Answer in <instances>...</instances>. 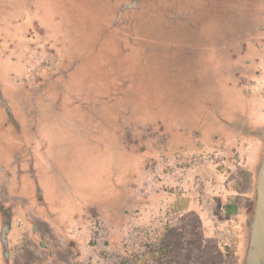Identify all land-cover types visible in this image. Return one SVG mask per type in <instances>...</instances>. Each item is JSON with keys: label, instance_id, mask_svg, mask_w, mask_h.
I'll return each instance as SVG.
<instances>
[{"label": "rangeland", "instance_id": "rangeland-1", "mask_svg": "<svg viewBox=\"0 0 264 264\" xmlns=\"http://www.w3.org/2000/svg\"><path fill=\"white\" fill-rule=\"evenodd\" d=\"M262 33L264 0H0V264L71 262L69 236L53 240L48 219L35 216L51 203L41 200L36 171L48 159L52 193L67 211L113 205L107 218L89 214L77 264H243L255 197L250 207L238 201L232 214L212 200L203 204L211 240L196 203L192 218L174 212L188 209L182 193L200 191L176 184L175 169L188 171L200 155L183 166L169 162L166 190L178 188L179 196L165 206L172 216L151 218V234L139 222L131 231L142 234L128 244L129 236L114 240L107 229L132 208L124 196L140 165L157 160L158 177L159 158L172 157L167 146L160 151L163 137L191 146L196 131L209 147L205 138L218 129L245 123L254 105L226 85L248 81L243 70ZM200 118L208 129L193 124ZM170 228L187 240L167 255L162 237Z\"/></svg>", "mask_w": 264, "mask_h": 264}, {"label": "crops", "instance_id": "crops-1", "mask_svg": "<svg viewBox=\"0 0 264 264\" xmlns=\"http://www.w3.org/2000/svg\"><path fill=\"white\" fill-rule=\"evenodd\" d=\"M257 40L259 41L252 40L254 41L252 45L254 48L252 63L246 65L245 70H243L246 73L250 72V76L247 77L248 81L244 83L240 81V87L238 89L232 87V83L230 82L226 85V87L234 88L242 100L250 101L254 105V108H251L252 113L245 119V123L243 121L240 124L238 131L231 127L228 128V126L221 127V129H218L220 133L218 132V134L210 136L213 138H205V142L209 144V147L199 141V135L202 134L200 133L197 136L196 131L193 132L195 137L191 146L179 143L178 136H175L174 139L169 137V140L163 137L162 142L159 144L160 151L162 153V150H164L163 146H167L173 152L172 157L159 158L158 177L155 176V172L152 170L153 163L157 162V160H148L140 165L139 175L133 177L134 183H131L129 186L131 196H124V202L134 203L132 208L119 211L116 216L117 220L112 222L111 226L107 229V233L115 237L114 240L118 239V237L120 238V236L122 237V235H127L134 228V225L139 222H143V225L145 224L144 226L150 225L152 222L151 218L157 216L158 213L164 215L166 213L165 211H168L165 207L168 201H174L179 196L178 188H175L176 193H171V195L166 190L167 186L173 180V177L167 173V166L173 159L182 165L186 157L193 158L194 155L201 156L198 161L193 160L191 162L192 165L187 167L188 171H184V169L179 170L178 168L175 169V176L177 178L175 179L174 177V181L176 184L183 183L184 186L185 182V185L190 184L191 188L195 185L200 187V191L191 190L187 196L182 193V196L189 198L188 209L184 210V212L181 211L182 208L179 211L175 209V211L179 214L187 213L192 216L190 210L194 209L193 203H196L198 211L205 215V226L203 228L205 239L211 240L210 235L212 231L210 223L206 218L205 206L203 204L212 200L220 203L231 214L238 201L247 202L249 203L248 207H250V200L252 201L255 197L256 181L254 173L257 171L258 161L262 159L264 147L263 135L260 137L261 129L264 126V33L260 34ZM204 120L201 118L196 119L193 124L200 123L203 126L202 128L206 130L209 127L208 123L204 122ZM261 148L262 150L260 151ZM38 165L39 169H36L37 175L42 185L45 186V189L38 188L39 195H41V200L45 201L46 198H49L51 203H44L45 210L42 212L37 209L35 216L43 215L41 217L48 219L49 225L46 229H48V233H51L54 237L56 236L53 240L57 241L58 235H68V238L67 236L63 237L64 240L70 242V245H74L72 249L76 250L81 248V241L78 239L80 237L77 236L84 230V225L89 218V214H92V216L95 215L94 217L96 218H107L109 216L107 212L110 211L108 209L112 208L113 205H107V209H103L101 213L95 210H89V213L87 212L81 215L73 209L67 211L61 204L64 201L62 200V196L60 197L52 193L54 183L51 174L48 172L50 160H42ZM163 168H166L165 172ZM52 171L55 172V168ZM185 172L187 173L184 174ZM245 180H249V182L247 183ZM242 184L246 186L242 187ZM85 195H87V191ZM90 197L92 198L91 200H99L97 194ZM115 197L118 196L114 195L113 198ZM75 202L78 203L79 201ZM82 202H84V198ZM234 203L235 205H233ZM53 205L56 206V209H51ZM60 206L62 207L60 208ZM237 211H239V208H237ZM112 217H115V215H112ZM146 219L147 221H144ZM71 234H75V237ZM58 238L61 239L60 236ZM108 248H111V245Z\"/></svg>", "mask_w": 264, "mask_h": 264}, {"label": "water", "instance_id": "water-1", "mask_svg": "<svg viewBox=\"0 0 264 264\" xmlns=\"http://www.w3.org/2000/svg\"><path fill=\"white\" fill-rule=\"evenodd\" d=\"M248 248L243 264H264V151L257 168L255 206L247 220Z\"/></svg>", "mask_w": 264, "mask_h": 264}, {"label": "flooded vegetation", "instance_id": "flooded-vegetation-1", "mask_svg": "<svg viewBox=\"0 0 264 264\" xmlns=\"http://www.w3.org/2000/svg\"><path fill=\"white\" fill-rule=\"evenodd\" d=\"M6 206V205H5ZM177 211H179V210H177ZM177 211H175V209H174V212L175 213H177ZM166 213L164 214L165 215V217L166 216H168L169 214L172 216V214L170 213V211H165ZM190 218H192V216H190ZM144 227H146V231H145V233L146 234H151L152 233V230L154 231L155 229L153 228V226L152 225H148V226H144ZM177 228V227H176ZM190 228V226L188 227V229ZM170 229H175V228H170ZM175 230H178V229H175ZM129 234L130 235H126L125 237H127L128 238V236H129V238H128V241H127V243L128 244H132V240L133 239H135V236L136 235H141L142 233H141V231H138V232H134V233H132V231L130 230L129 231ZM185 240H187V237H185ZM74 247V245H71V246H69L68 247V250H67V255L69 256V258H70V261L73 263V264H77L78 262H81L82 260H81V258L83 259V254H84V252H82V247L80 248V251H79V254H78V252H77V250L78 249H76V250H74V249H72L73 247ZM110 246V245H109ZM111 248H113V249H115V246L114 245H111ZM110 248V249H111ZM69 252V253H68ZM70 262V263H71ZM69 263V264H70ZM71 263V264H72Z\"/></svg>", "mask_w": 264, "mask_h": 264}, {"label": "trees", "instance_id": "trees-1", "mask_svg": "<svg viewBox=\"0 0 264 264\" xmlns=\"http://www.w3.org/2000/svg\"><path fill=\"white\" fill-rule=\"evenodd\" d=\"M182 237L183 240H185L184 234L181 233L180 230L179 231L175 229L166 230L164 237H162L164 253L168 255L174 252H178V251L180 252L181 250L180 240L182 239Z\"/></svg>", "mask_w": 264, "mask_h": 264}]
</instances>
